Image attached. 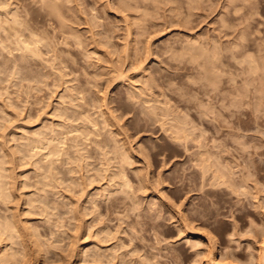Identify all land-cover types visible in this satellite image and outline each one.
Wrapping results in <instances>:
<instances>
[{
	"label": "rangeland",
	"instance_id": "1",
	"mask_svg": "<svg viewBox=\"0 0 264 264\" xmlns=\"http://www.w3.org/2000/svg\"><path fill=\"white\" fill-rule=\"evenodd\" d=\"M0 27V264H264V0H0Z\"/></svg>",
	"mask_w": 264,
	"mask_h": 264
},
{
	"label": "bare ground",
	"instance_id": "2",
	"mask_svg": "<svg viewBox=\"0 0 264 264\" xmlns=\"http://www.w3.org/2000/svg\"><path fill=\"white\" fill-rule=\"evenodd\" d=\"M40 2H42V1H40ZM46 2H47V1H46ZM49 2H50V1H49ZM44 3H45V2H44ZM47 3H48V2H47ZM51 3H52V5L55 4V3L53 4V1H52ZM77 3H78V2H77ZM49 4H50V3H49ZM49 4H48V5H49ZM5 7H6V6H5ZM53 7H55V6H53ZM53 7L51 6V8H53ZM51 8H50V9H51ZM46 9H47V8H46ZM50 9H49V10H50ZM54 9H56V7H55ZM51 10H53V9H51ZM51 10H50V11H51ZM4 14H5V13H4ZM49 14H50V13H49ZM8 15H9V14H8ZM10 15H11V14H10ZM13 15H14V14H13ZM13 15H12V16H13ZM6 16H7V15H6ZM27 16H28V14H27ZM7 17H8V16H7ZM13 18H15V15L13 16ZM18 18H19V17H18ZM28 18H29V17H28ZM28 18H27V19H28ZM2 19H3V18H2ZM16 20H17V19H16ZM25 20H26V19H25ZM30 21H31V20L29 19V22H30ZM18 22H21V21H17V23H18ZM25 24H26V23H25ZM1 25H2V23H1ZM28 25H29V24H28ZM34 26H35V25H34ZM26 27H27V25H26ZM28 27H29V26H28ZM0 28H1V27H0ZM3 29H4V28H3ZM18 29H19V28H18ZM18 29H16V30H17V33H18ZM28 29H29V28H28ZM32 29H33V28H32ZM1 30H2V28H1ZM4 30H5V29H4ZM4 30H3V31H4ZM20 30H21V29H20ZM20 30H19V33H20ZM30 30H31V28H30ZM7 31L9 32V34H8ZM10 31L12 32L11 29H10ZM10 31L7 29V30H5V33H4V34L9 35V36H8V39L11 40V38L13 39V35H11L12 37H10V33H11ZM34 31H35V30H34ZM6 32H7V33H6ZM35 32H37V31H35ZM128 32H129V31H128ZM25 33H26V32H25ZM11 34H14V33H11ZM20 34H21V33H20ZM37 34H38V33H37ZM0 35H1V34H0ZM2 35H3V34H2ZM23 35H25V34H23ZM33 35H34V34H33ZM21 36H22V35H21ZM34 36H35V35H34ZM42 37H43V36H42ZM25 38H26V37H25ZM37 38H38V37H37ZM2 39H3V37H2ZM2 39H1V40H2ZM21 39H22V38H21ZM22 40H23V39H22ZM37 40H38V41H42L41 39L39 40V38H38ZM37 40H36V41H37ZM24 41H25V40H24ZM14 42H15V41H14ZM19 42H20V41H19ZM27 42H29V41L27 40ZM27 42H26V43H27ZM42 42H43V41H42ZM16 43H17V42H16ZM29 43H30V42H29ZM29 43H28V44H29ZM50 43H51V42H50ZM12 44H13V43H12ZM0 45H1V43H0ZM30 45H31V44H30ZM16 46H17V45H16ZM193 46L197 47L196 45H193ZM25 47H26V46H25ZM31 47H32V46H31ZM198 47H199V46H198ZM149 48H150V47H149ZM190 48H191V47H190ZM192 48H194V47H192ZM216 48H217V47H216ZM27 49L29 50V48H27ZM197 49H199V48H197ZM213 49H214V48H213ZM24 50H25V49H24ZM30 50H32V49H30ZM192 50H195V49H192ZM218 50H219V49H218ZM218 50H217V51H218ZM33 51H34V49H33ZM200 51H201V50H200ZM212 51H214V50H212ZM31 52H32V51H31ZM218 52H219V51H218ZM26 53H27V52H26ZM36 53H38V52H36ZM36 53H34V54H36ZM211 53H212V52H211ZM27 54H28V53H27ZM31 54H32V53H31ZM213 54H214V53H213ZM215 54L217 55L218 53L215 52ZM31 56H32V55H31ZM208 56H209V55H208ZM211 57H212V54H211ZM214 57H215V55H214ZM217 57H218V56H217ZM215 59H216V58H215ZM212 61H213V60H212ZM212 61H211V62H212ZM214 61H215V60H214ZM216 61H217V60H216ZM214 63H215V62H212V65H213ZM215 65H216V64H215ZM210 66H211V65H210ZM216 67H217V66H216ZM207 68H208V67H207ZM209 68H210V67H209ZM211 68H212V67H211ZM218 68H219V67H218ZM213 69H214V68H213ZM209 70H210V69H209ZM207 71H208V70H207ZM207 71H206V72H207ZM215 71H216V70H215ZM141 72H142V71H141ZM208 72H209V71H208ZM208 72H207V73H208ZM216 72H218V71H216ZM216 72H214V73H216ZM210 73L213 74V73H212V70H211ZM206 78H207V77H206ZM210 78H211V76H210ZM207 79H209V78H207ZM213 81H215V80H213ZM209 82H210V81H209ZM210 83H212V81H211ZM214 83H215V82H214ZM214 85H215V84H214ZM219 94H220V93H219ZM219 94L217 95V97L219 96ZM221 95H222V94H220V96H221ZM220 96H219V97H220ZM224 97L226 98V96H223V98H224ZM214 98H215V97H214ZM221 100H222V99H221ZM210 103H211V102H210ZM211 104H212V103H211ZM211 104H210V105H211ZM255 104H256V103H255ZM255 104H254V105H255ZM201 105H202V104H201ZM206 105H207V103H206ZM198 106H199V105H198ZM211 106H212V105H211ZM211 106H210V107H211ZM258 106H259V105H258ZM156 107H157V106H156ZM156 107L154 106L155 109H156ZM213 107H214V106H213ZM213 107H212V108H213ZM170 108H171V107H170ZM170 108L168 107L169 110H170ZM195 108H196V107H195ZM203 108H204V107H203ZM208 108H209V107H208ZM208 108H207V109H208ZM257 108H258V107H256V109H257ZM158 109H159V108L157 107V110H158ZM160 109H164V108H160ZM171 109H172V108H171ZM197 109H198V108H197ZM199 110H200V109H199ZM205 110H206V109H205ZM208 110H209V109H208ZM213 110H214V109H213ZM254 110H255V109H254ZM163 111H165V110H163ZM167 111H168V110H167ZM170 111H171V110H170ZM170 111H168V112L170 113ZM201 111H202V110H201ZM168 112H167V114H169ZM256 112H257V111H256ZM256 112H255V113H256ZM165 113H166V112H164L163 114H165ZM171 113H172V112H171ZM205 113H206V112H204V114H205ZM207 113H211V114H212V112H207ZM163 114H162V115H163ZM172 114H173V113H172ZM174 114L177 115V113H174ZM174 114H173V115H174ZM201 114H202V113H201ZM204 114H203V115H204ZM253 114H254V113H253ZM165 115H166V114H165ZM169 115H170V114H169ZM169 115H168V116H169ZM203 115H202V116H203ZM257 115H258V114H257ZM178 116H179V115H178ZM180 116H181V115H180ZM174 117H175V116H174ZM174 117H173V118H174ZM183 117H185V115H184ZM183 117H181V118L183 119ZM186 117H187V116H186ZM175 118H176V117H175ZM204 118H205V117H204ZM255 118H259V117H256V115H255ZM178 119H179V117H178ZM175 120H177V119H175ZM175 120H174V121H175ZM185 120H186V118H185L184 120H182V123H183V121L185 122ZM187 120L189 121V117H188ZM203 120H204V119H203ZM177 121H178V120H177ZM188 121L185 122V123H188ZM189 122H190V121H189ZM204 122H205V121H204ZM255 122H256V119H255V121H254V124L256 125ZM220 123H221V122H220ZM220 123H219V124H220ZM258 124H259V123L257 122V125H258ZM182 125H188V124H182ZM188 126H190V125H188ZM188 126H187V127H188ZM216 126H217V125H216ZM218 126H219V125H218ZM221 126H222V125H221ZM187 127H186V128H187ZM191 127H192V126H191ZM257 127H258V126H257ZM257 127H256V128H257ZM178 128H179V127H178ZM216 128H217V127H216ZM176 129H177V128H176ZM189 129H190V128H189ZM257 129H258V128H257ZM177 130H180V129H177ZM258 130H259V129H258ZM184 131H185V130H184ZM186 131H188V130H186ZM186 131H185V132H186ZM203 131H204V130H203ZM203 131H202V133H203ZM261 131H262V130H261ZM178 132H179V131H178ZM188 132H189V131H188ZM183 133H184V132H183ZM200 133H201V132H200ZM180 134H182V133H179V135H180ZM177 135H178V133H177ZM189 135H191V133H189ZM189 135H188L187 137H189ZM204 135H205V132H204ZM256 135H257V134H256ZM256 135H254V136L256 137ZM198 136H199V135H198ZM201 136H203V134H202ZM255 137H254V138H255ZM184 138H185V140H186V137H184ZM184 138H183V140H184ZM189 138H190V137H189ZM41 139H42V138H41ZM53 139H54V138H53ZM38 140H39V139H38ZM60 140H61V139H60ZM40 141H41V140H40ZM63 142H64V141H63ZM32 144H33V143H32ZM43 145H44V144H43ZM217 145H218V144H217ZM215 146H216V145H215ZM219 146H220V145H219ZM186 147H187V145H186ZM222 147H223V146H222ZM222 147H221V148H222ZM127 148H128V147H127ZM216 148H218V147H216ZM115 149H116V148H115ZM115 149H114V150H115ZM123 149H125V148H123ZM186 149H187V148H186ZM129 150H130V149H129ZM187 150H188V149H187ZM222 150H224V149H222ZM222 150H221V151H222ZM117 151H118V150H117ZM204 151H205V150H204ZM221 151H220V152H221ZM128 152H129V151H128ZM128 152H127V153H128ZM206 152H209V151H206ZM215 152H216V151H215ZM215 152H213V153H215ZM58 153H59V152H58ZM127 153H126V154H127ZM123 154H124V152H123ZM207 154H208V153H207ZM210 154H211V153H210ZM208 155H209V154H208ZM208 155H207V156H208ZM128 156H129V153H128ZM131 156H132V155H131ZM203 156H204V155H203ZM213 156H215V155H213ZM126 157H127V156H125V158H126ZM129 157H130V156H129ZM204 157H205V156H204ZM204 157H202V158L204 159ZM211 157H212V156H211ZM217 157H218V156H216V158H217ZM220 157H222V156H220ZM131 158H132V157H131ZM123 159H124V158H123ZM126 159H127V158H126ZM218 159L220 160V158H218ZM128 160H129V159H128ZM205 160H206V159H205ZM209 160H210V159H209ZM209 160H208V161H209ZM216 160H217V159H216ZM213 161H214V160H213ZM254 162H255V161H254ZM213 163H214V162H213ZM213 163H212V165H213ZM208 164H210V163H208ZM225 164H226V163H225ZM210 165H211V164H210ZM220 165H221V164H220ZM230 166H231V165H230ZM230 166L228 165V167H230ZM209 167H210V166H209ZM212 167H214V166H212ZM225 167H226V166H225ZM202 168H203V167H202ZM220 168H221V166H220ZM222 168H223V166H222ZM231 168H232V167H231ZM231 168H230V169H231ZM255 168H256V167H255ZM257 168H258V167H257ZM203 169H204V168H203ZM218 169H219V168H218ZM218 169H217V171H219ZM224 169H225V168H224ZM224 169H222V170H224ZM209 170H210V169H209ZM226 170H227V168H226ZM227 171H228V170H227ZM204 172H205V169H204ZM208 172H209V171H207L206 173L208 174ZM224 172H225V171H224ZM224 172H223V174H224ZM228 172H229V171H228ZM206 173H204V174L207 175ZM220 173H221V172H220ZM229 173H230V172H229ZM233 173H234V172H233ZM204 174H203V175H204ZM227 174H228V173H227ZM123 175H124V174H123ZM200 175H201V173H200ZM216 175H217V174H216ZM229 175H231V174H229ZM121 176H122V175H121ZM214 176H215V174H214ZM226 176H227V175H226ZM232 176H233V175H232ZM201 177H202V176H201ZM216 177H217V176H216ZM222 177H223V175H222ZM222 177H220V178L223 179ZM227 177H228V176H227ZM123 178H125V177H123ZM217 178H219V177H217ZM200 179H201V178H200ZM202 179H203V177H202ZM214 179H215V178H214ZM126 180H127V178H126ZM204 180H205V179H204ZM219 180H220V179H218L217 181L219 182ZM230 180H231V179H230ZM233 180H234V179H233ZM201 181H202V180H201ZM215 181H216V180H215ZM122 182H123V181H122ZM126 182H127V181H126ZM126 182H125V183H126ZM202 182H203V181H202ZM221 182H222V180H221ZM221 182H220V183H221ZM234 182H235V181H234ZM125 183H124V185H125ZM220 183H219V184H220ZM198 184L200 185V183H198ZM210 184H211V183H210ZM212 184H213V183H212ZM215 184H216V183H215ZM215 184H214V185H215ZM219 184H218V186H219ZM235 184H236V183H235ZM126 185H127V184H126ZM221 185H223V184L221 183L220 186H221ZM197 186H198V185H197ZM201 186H202V184H201ZM215 186H217V185H215ZM230 186H231V185H230ZM199 187H200V186H199ZM202 187H203V186H202ZM202 187H201V188H202ZM202 189H203V188H202ZM203 208H204V206H203ZM199 209H200V208H199ZM200 211H201V209H200ZM198 212H199V210H198ZM201 212H202V211H201ZM187 213H188V212H187ZM202 213H203V212H202ZM192 217H193V216H192ZM180 218H181V217H180ZM181 219H182V218H181ZM181 219H180V220H181ZM183 221H184V220H183ZM181 222H182V221H181ZM185 222H186V221H185ZM185 222L182 223V225L179 224V225H181V228H182L181 230H187V229L189 228V227H187V225H186ZM14 226H15V225H14ZM188 226H189V225H188ZM186 227H187V228H186ZM179 228H180V226H179ZM190 230H191V229H190ZM188 231H189V229H188ZM193 231H194V229H193ZM179 232H180V231H179ZM191 232H192V230H191ZM103 233H105V232H103ZM193 233H195V232H193ZM203 234H204V233H203ZM202 236H203V235H202ZM11 238H12V237H11ZM190 241H191V240H190ZM1 243H2V242H1ZM37 243H38V242H37ZM40 245H41V244H40ZM210 245H211V244H210ZM81 252H82V251H81ZM211 252H213V251L211 250ZM214 252H215V251H214ZM4 253H5V252H4ZM6 253H7V252H6ZM1 254H3V248L1 247V244H0V255H1ZM80 254H81V253H80ZM5 255H6V254H5ZM3 256H4V255H3ZM214 258H215V257H214ZM211 260H212V263H211V261H210V262H208L207 264H214L213 259H211ZM214 260H216V259H214ZM207 261H208V260H207ZM215 262H216V261H215Z\"/></svg>",
	"mask_w": 264,
	"mask_h": 264
}]
</instances>
